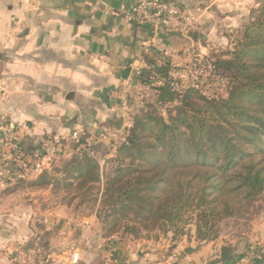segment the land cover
<instances>
[{"label":"crops","instance_id":"0c3cea01","mask_svg":"<svg viewBox=\"0 0 264 264\" xmlns=\"http://www.w3.org/2000/svg\"><path fill=\"white\" fill-rule=\"evenodd\" d=\"M133 1L0 0V167L8 169L0 178V264H17L18 251L34 264H264V247L238 261L232 250L233 258L223 261L222 246L220 258L210 261L211 243L188 253L198 245L105 237L96 210L80 217L83 207L54 198L56 161L48 156L54 145L55 155L70 156L74 131L95 143L106 130L131 125L135 112L171 101L160 90L152 102L123 108L126 80L142 68L162 69L145 57L148 39L156 54L185 65L193 54L228 44L263 0H175L199 19L198 31L187 37L113 11ZM10 127L21 143L33 139L35 153L26 161L43 160L40 173L11 163Z\"/></svg>","mask_w":264,"mask_h":264},{"label":"trees","instance_id":"16d2710c","mask_svg":"<svg viewBox=\"0 0 264 264\" xmlns=\"http://www.w3.org/2000/svg\"><path fill=\"white\" fill-rule=\"evenodd\" d=\"M251 13L230 57L213 63L235 81L227 98L161 88L176 105L168 118L156 110L134 113L110 176L87 153L91 146L72 159L55 155L65 159L58 181L87 190L100 184L96 213L105 237L121 230L135 237L143 230L182 232L194 218L200 239H207L213 235L204 227L243 215L264 196V0ZM152 71L142 68L138 77L148 80ZM58 144L65 148L64 141ZM34 153L33 139L25 137L14 157L28 164L26 155Z\"/></svg>","mask_w":264,"mask_h":264},{"label":"rangeland","instance_id":"374dc122","mask_svg":"<svg viewBox=\"0 0 264 264\" xmlns=\"http://www.w3.org/2000/svg\"><path fill=\"white\" fill-rule=\"evenodd\" d=\"M258 7H260V4L256 5L253 9H257ZM251 17H253V13H251L250 18L247 21H245L229 36L228 44L202 55L211 61L212 65L214 62H217V59L219 58H229L230 55L228 52L233 50L236 44L239 43V40L242 39V35L238 32V30L242 29L244 24L250 21ZM211 74L212 76L207 79V81L203 84V87L198 89L196 88L195 90H198L207 98H227L233 85H235V81L231 77V73L224 72L222 69L217 70V68L215 69L213 65ZM184 85L183 91L191 88L190 83ZM173 99L174 97L171 101L166 102L164 107L153 106L150 111H153L152 109L155 108V110L160 112L161 115L168 118L169 110H173V107L176 105V103L173 102ZM132 125L133 120L131 126ZM120 143L116 145L117 148L115 149L113 146L114 141L106 134L99 144H94L93 142L90 149L87 150V153L90 156H97L101 167L107 176L113 174L114 167L117 164V162L115 163L117 156L116 152ZM79 153L80 151L74 152V149H72L70 153L71 155L66 156L65 159H72ZM55 157L54 153V155H50L49 159L51 160ZM65 159H54V161H56L53 166V174L55 175L54 190L56 194L54 198L59 199L62 203H71L77 205V207H83V210L80 213H76L79 214L80 217L83 215H90L95 212L98 207L97 202H95V197L98 195L100 184H94L92 189L87 190V186L84 188L76 186L69 187L66 185L64 180L58 181V179L62 178L63 175L66 174L64 169L65 164H63ZM75 195H77L76 198ZM196 223L197 222L194 218L188 219L186 224L183 223L185 225H183L182 232L176 229H171L169 232L161 230H143L140 237H135L132 233H126L121 230L112 236H124L125 238L128 237L130 239H152L154 241L161 242L165 241L167 245L172 247L179 244L198 245L211 243L215 248V254L209 258L210 261L220 258V248L222 246L231 248L237 256L235 260L238 261L244 255H248L249 252H254V250L259 251L262 247H264V196H260L249 211L244 212L243 215L225 218L218 223L216 222L210 229L204 227V233L213 235L207 239H200L201 233L197 231ZM101 227L102 233L104 234L106 230L103 223H101Z\"/></svg>","mask_w":264,"mask_h":264},{"label":"built area","instance_id":"2783aa9c","mask_svg":"<svg viewBox=\"0 0 264 264\" xmlns=\"http://www.w3.org/2000/svg\"><path fill=\"white\" fill-rule=\"evenodd\" d=\"M113 11L128 19L137 18L141 23H149L156 30L166 27L170 31L182 36H190L199 29V19L186 12L184 6L175 0H134L128 5L120 3ZM145 57H154L162 68L160 71L153 70L148 80H142L138 77L140 70L132 77H129L123 89L124 102L123 108L128 109L131 102L135 101L139 104L152 102L161 88L168 87L173 93H180L184 89V84L190 83L191 88H202L208 78L212 76L213 65L211 61L206 59L204 55L193 54L190 61L185 65L175 64L170 59V55H158L153 50V39H148L144 44ZM131 125H128L121 131L106 130L114 141L113 146L127 139L128 131ZM71 139L76 144L74 152H79L91 146L89 139L85 138L84 132L76 130L72 133ZM7 144L13 151L21 150V141L10 127L6 138ZM57 151V145L52 147L50 155ZM22 156V155H21ZM11 163L19 170H29L40 173L44 167L43 160L28 165L23 159H17L12 155ZM8 175L6 165L0 167V178L5 179ZM17 264H34L31 257L24 255L23 252L17 253Z\"/></svg>","mask_w":264,"mask_h":264},{"label":"water","instance_id":"95a60500","mask_svg":"<svg viewBox=\"0 0 264 264\" xmlns=\"http://www.w3.org/2000/svg\"><path fill=\"white\" fill-rule=\"evenodd\" d=\"M105 3H107V4H112L114 1H121V0H103ZM200 246H201V244H198V246L197 247H187L186 249H185V251L186 252H188V253H192V252H194V251H197L199 248H200ZM222 260L223 261H227V260H229V259H232L233 258V254H232V249L231 248H229V247H224L223 249H222Z\"/></svg>","mask_w":264,"mask_h":264}]
</instances>
